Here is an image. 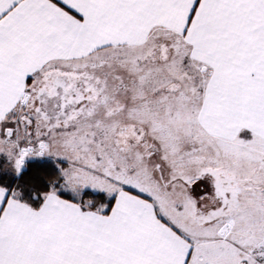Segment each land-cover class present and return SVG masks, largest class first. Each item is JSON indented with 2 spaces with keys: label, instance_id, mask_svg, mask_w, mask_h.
Masks as SVG:
<instances>
[{
  "label": "snow or ice",
  "instance_id": "1",
  "mask_svg": "<svg viewBox=\"0 0 264 264\" xmlns=\"http://www.w3.org/2000/svg\"><path fill=\"white\" fill-rule=\"evenodd\" d=\"M0 264H264V0H0Z\"/></svg>",
  "mask_w": 264,
  "mask_h": 264
}]
</instances>
